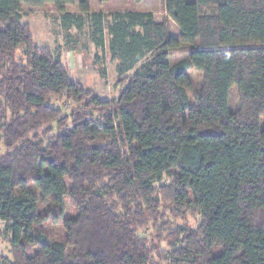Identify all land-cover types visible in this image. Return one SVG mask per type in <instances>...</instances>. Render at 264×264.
Returning a JSON list of instances; mask_svg holds the SVG:
<instances>
[{
    "label": "trees",
    "instance_id": "16d2710c",
    "mask_svg": "<svg viewBox=\"0 0 264 264\" xmlns=\"http://www.w3.org/2000/svg\"><path fill=\"white\" fill-rule=\"evenodd\" d=\"M109 1L79 0L72 13L76 0H0V264H150L140 210L160 202L157 184L170 177L175 209L202 217L199 241L174 264H264V0H164L179 39L150 12L93 11ZM46 5L65 30L90 26L120 83L133 73L114 112L21 24L24 7ZM183 46L194 49L171 65ZM124 195L135 214L111 202ZM66 198L77 215L64 221L65 242L50 243L40 226L61 221Z\"/></svg>",
    "mask_w": 264,
    "mask_h": 264
},
{
    "label": "rangeland",
    "instance_id": "374dc122",
    "mask_svg": "<svg viewBox=\"0 0 264 264\" xmlns=\"http://www.w3.org/2000/svg\"><path fill=\"white\" fill-rule=\"evenodd\" d=\"M78 2L79 0H76V6L69 8V12H79ZM93 11L105 14L119 11L150 12L156 22L168 23L173 34L181 33L180 29L167 18L164 0H143L140 4H136L132 0H110L104 5L96 3ZM22 16L21 24L30 28L36 44L42 48H48L56 57L59 56L69 77L80 83L86 91L93 92L102 100L111 102L114 106L110 112H114L120 93L133 73L127 75L123 79V83H120L121 79L115 70L116 62L111 60L109 53L102 54L92 44L90 26L87 25L83 31L65 30L61 24L62 15L52 5L42 8L24 7ZM193 49L192 46H183L180 51L173 52L170 57L171 65H176L186 59ZM18 56L20 57V55ZM188 75L197 88L203 85L201 73L190 71ZM229 106L232 112L239 109V97L235 88L230 91ZM93 116L99 119L102 114L93 112ZM262 126H264V119ZM0 152H4L1 145ZM171 180V177L165 178L163 182L157 184L158 190L154 196L159 199L158 204H152L149 208L143 205L140 210L143 224L141 228H138V236L151 252L150 264H174V253L181 248L192 246L195 238L197 241L200 238L196 233L202 223V217L190 206L183 210L175 209L167 197V187L172 184ZM164 184H167L166 187L161 188L159 192V188ZM35 194L39 199V214L41 216L50 214L51 199L43 197L40 192H35ZM122 199L123 201L114 198L111 202L119 207L127 204L133 209L132 214H135L136 204L133 202L135 199L126 195L122 196ZM64 206V215L58 224L52 223V218L40 226L50 243L65 242L67 234L64 229V221L77 215V209L70 198L65 199ZM188 237H192V240L186 241ZM1 252L3 254L8 252V245L3 240H0ZM217 253L219 250L214 251V254Z\"/></svg>",
    "mask_w": 264,
    "mask_h": 264
},
{
    "label": "crops",
    "instance_id": "0c3cea01",
    "mask_svg": "<svg viewBox=\"0 0 264 264\" xmlns=\"http://www.w3.org/2000/svg\"><path fill=\"white\" fill-rule=\"evenodd\" d=\"M97 3V2H96ZM95 3V4H96ZM95 6V5H94ZM141 12V11H140ZM158 23H161V22H158ZM170 32H171V29H170ZM171 35L173 36V37H175V38H177V39H179L180 37H181V33H179V32H177V34H173L172 32H171ZM96 49V48H95Z\"/></svg>",
    "mask_w": 264,
    "mask_h": 264
},
{
    "label": "built area",
    "instance_id": "2783aa9c",
    "mask_svg": "<svg viewBox=\"0 0 264 264\" xmlns=\"http://www.w3.org/2000/svg\"><path fill=\"white\" fill-rule=\"evenodd\" d=\"M6 224L4 221L0 220V231L5 230Z\"/></svg>",
    "mask_w": 264,
    "mask_h": 264
}]
</instances>
